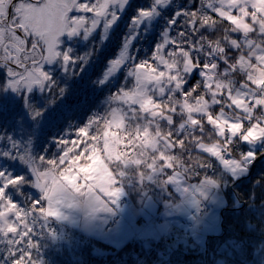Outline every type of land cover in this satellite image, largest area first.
<instances>
[{"label":"snow or ice","instance_id":"1","mask_svg":"<svg viewBox=\"0 0 264 264\" xmlns=\"http://www.w3.org/2000/svg\"><path fill=\"white\" fill-rule=\"evenodd\" d=\"M129 12L122 43L109 50L110 30ZM157 18L159 39L141 58ZM81 41L91 45L82 55ZM91 65L99 68L94 83L109 89L107 106L83 126L67 121V132L51 138L59 151L46 159L47 130L76 110L55 106L72 94L69 78ZM0 73V94L18 93L30 114L19 137L0 129V264H41L32 258L41 218L60 217L66 202L106 209L129 171L196 179L185 189L195 194L215 183L213 158L238 172L264 155L245 147L264 144V0H0ZM193 151L207 159L189 166L182 157L192 161ZM16 162L33 178L16 174ZM27 186L43 199L21 207L15 194Z\"/></svg>","mask_w":264,"mask_h":264},{"label":"trees","instance_id":"2","mask_svg":"<svg viewBox=\"0 0 264 264\" xmlns=\"http://www.w3.org/2000/svg\"><path fill=\"white\" fill-rule=\"evenodd\" d=\"M183 1L186 3V0ZM145 3L147 0H133L134 6ZM130 15V12L126 14L120 25L112 30L109 42H105L109 44V50L114 49L116 44L122 43V36L126 33V21ZM158 39L159 37L156 36L149 39L148 55L151 54L152 44ZM96 45L98 54L104 51L105 46L99 43V35L96 36ZM90 46L82 42L77 44L81 55ZM98 71L97 66L91 65L86 67L78 78H69L72 94L66 101L58 103L54 110L62 109L65 103L75 105L76 110L70 112L56 127L47 130V142L41 145L50 151L46 159L54 158L53 153L59 151L51 138L56 136L58 139L62 132H67V121L83 126L86 115L96 111L103 113L107 106L109 89L94 83ZM114 90L115 88L111 89ZM29 120L30 114L26 111L25 101L21 95L10 91L0 94V129L19 137L21 125L29 123ZM161 126L166 130L163 122ZM209 129L206 125V131ZM91 134L90 132L89 135ZM66 138L76 139L75 136ZM259 150L261 147L255 151ZM176 154H179L178 150ZM191 155L192 161H188L187 154L182 157L189 166L195 163V158L200 154L193 151ZM206 159L207 156L200 155L201 162ZM215 166L208 174L222 186L227 203L220 213L222 231L219 234L208 235L205 245L201 246L195 242L190 231L174 224L172 229L162 234L159 239L141 241L133 238L118 249L105 243L103 238L88 236L85 244L71 239L68 240L69 244L63 243L60 250L54 251L50 247L53 238L44 228L37 235L40 232V224L37 223L32 235L39 247L37 253L33 250L32 258L36 259L38 256L40 259L38 252L45 248L46 257L42 260L44 264H261L264 261V155L258 154L254 162H249V172L239 178H234L217 162ZM12 167L16 174L23 172L33 178L28 168L19 162ZM191 182L197 183V180L193 179ZM119 183L133 199L144 200L150 196L160 209L164 208L166 202L177 203L181 199L179 192L173 186L174 183L164 180L159 173L148 179L141 178L136 171H129V174L120 178ZM35 197L41 198V193L34 186H27L22 193L15 194L14 202L19 203L21 207H28L29 201L34 200ZM33 214L38 215V212ZM151 220H154V217ZM149 223L150 221H141L140 225L142 229H146ZM145 224H148L147 227H144ZM66 232L73 236L78 235L84 240L81 231ZM136 233L138 236L135 237L138 238L140 230ZM97 248L103 249L106 253H97Z\"/></svg>","mask_w":264,"mask_h":264},{"label":"rangeland","instance_id":"3","mask_svg":"<svg viewBox=\"0 0 264 264\" xmlns=\"http://www.w3.org/2000/svg\"><path fill=\"white\" fill-rule=\"evenodd\" d=\"M99 32L100 30L98 29V33ZM111 32L112 30H110L109 38ZM96 36H98V34ZM144 41L147 42L146 39H144ZM81 42L86 43L84 41ZM141 48H143L141 51L143 52L145 49H148V44L142 42ZM261 145L262 144L246 145L245 147L250 148L251 150H256L261 147ZM217 163L223 170L228 171L234 178L242 177L249 172V166L245 171L233 172L232 170L224 167V165L218 160ZM168 182L172 181L168 180ZM172 183H174L173 186L176 191L179 192L181 199L177 203L166 202L164 208L162 209L158 207L156 201L150 196L144 200L133 199L129 196L127 191L125 192L120 183L119 186L122 189V192L115 198L106 197V209L93 210L82 202H66L59 205L61 216L50 217L46 220L56 223L55 225L57 229L61 231L62 236L61 239H56L51 235L53 238L52 246H50L51 250H60L61 245H64L63 243L69 244L67 237L64 235L68 230L81 231L84 235V240H81L82 244L87 242L88 236H92L95 238H103L105 243L118 249L123 247L133 238L141 241L159 239L162 234L170 231L174 224L182 226L184 229L190 231L195 242L201 246L205 245L208 235L219 234L222 231L220 213L227 203L222 186L215 181V183L207 185L204 188L203 193L195 191V194H193L192 191L186 192L185 189H195L197 186L196 182L189 183L181 179L179 182ZM36 189L39 193H41V198L43 199V193L38 188ZM121 197L130 199V202L121 205ZM201 201H205L211 207L210 211H208V219L205 221L198 217ZM44 206L46 207L47 205L45 204ZM118 213H120L123 217L112 227L108 234L104 235L103 229ZM158 214L164 217V223L159 224L157 221L151 220ZM185 219H188L189 223H185ZM41 220L48 224L45 220ZM141 221H150L146 229H142V226L140 225ZM137 230H140L138 238L135 237ZM76 237L80 238L78 235ZM42 252L45 253L46 249L42 248L38 254L41 255ZM96 252L101 254L106 253V251L100 248H97ZM40 262L41 264H44L42 259H40ZM261 264H264V261Z\"/></svg>","mask_w":264,"mask_h":264},{"label":"built area","instance_id":"4","mask_svg":"<svg viewBox=\"0 0 264 264\" xmlns=\"http://www.w3.org/2000/svg\"><path fill=\"white\" fill-rule=\"evenodd\" d=\"M175 4H180V5H183V4H185V2H183V1H176V2H174ZM167 14H170V13H166V15ZM164 26V21H163V19H161V18H157L156 20H154L153 22H152V26L149 28V34H148V36H146L144 39H148V37L149 36H151V35H158L159 36V34H160V31L162 30V27ZM142 42H144L145 43V41L143 40ZM142 46V43H141V45H140V47ZM142 49V48H141ZM139 55H140V57L141 58H143V54L140 52L139 53ZM145 57V56H144ZM261 148H264V144H262L261 145ZM253 151H255V150H253ZM211 163L213 164V166L215 167V163H216V160L213 158L212 160H211ZM212 170L213 169H209L208 170V173L209 172H212ZM120 204L121 205H123V204H125V203H129L130 202V199H128V198H125V197H121L120 198ZM201 207H200V209H199V212H198V216H199V218H201L202 220H206V219H208L207 217H208V211H210V206L205 202V201H201ZM123 216H121V214L120 213H118L111 221H110V223L104 228V230H103V233L104 234H107L109 231H110V229H111V227L114 225V224H116L121 218H122ZM154 220H156L159 224H161V223H164V221H165V219H164V217L163 216H161V215H156V216H154ZM43 222V224H44V229H46V231L50 234V235H52L53 237H55L56 239H61V231H59L58 229H57V227H56V225L55 224H52V223H48V224H46L44 221H42ZM184 222L185 223H188V221H187V219H185L184 220ZM147 225L148 224H145V226L144 227H147ZM66 237H67V240H71V239H75V240H77V241H81V239L79 238V237H76V236H73L72 234H70L69 232H66V234H64ZM135 236H138V233H136V235ZM76 238H79V239H76ZM46 257V255H45V253L44 252H42L41 253V255H40V259H44Z\"/></svg>","mask_w":264,"mask_h":264}]
</instances>
